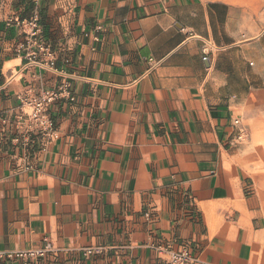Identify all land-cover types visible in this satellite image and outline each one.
<instances>
[{
    "label": "crops",
    "instance_id": "crops-1",
    "mask_svg": "<svg viewBox=\"0 0 264 264\" xmlns=\"http://www.w3.org/2000/svg\"><path fill=\"white\" fill-rule=\"evenodd\" d=\"M33 15L51 59L27 42ZM64 81L53 138L24 146L19 98ZM259 87L264 0H0V253L46 240L28 264H168L182 247L196 264H264L236 147Z\"/></svg>",
    "mask_w": 264,
    "mask_h": 264
},
{
    "label": "built area",
    "instance_id": "built-area-1",
    "mask_svg": "<svg viewBox=\"0 0 264 264\" xmlns=\"http://www.w3.org/2000/svg\"><path fill=\"white\" fill-rule=\"evenodd\" d=\"M22 25L29 28L27 36L28 44L34 45L38 53L43 54L46 58H52V52L50 47L43 41L39 40L41 33L39 27V18L37 15H33L30 20L22 21ZM215 47L207 40H202V52L209 54ZM28 56L33 57L34 52H29ZM160 62L148 60L147 72L153 71L158 67ZM61 99H71L70 84L67 81L62 82L53 90H45L38 94H24L19 98L20 107L25 109L26 112H22L20 120L26 124L21 134V140L24 146H28L32 142L31 135L36 134L41 136L43 140H50L54 136L52 122L49 117V108L57 101ZM235 126L239 127V121L234 122ZM243 132L238 130L237 140H241ZM44 247L33 250L19 251L13 254L0 253L1 260H19L22 264H28L33 260L43 259L45 255L50 251V245L45 240ZM102 253L101 248H84L82 254L84 257L98 256ZM168 264H196V260L191 256L189 250L185 247L176 251L168 252Z\"/></svg>",
    "mask_w": 264,
    "mask_h": 264
},
{
    "label": "rangeland",
    "instance_id": "rangeland-1",
    "mask_svg": "<svg viewBox=\"0 0 264 264\" xmlns=\"http://www.w3.org/2000/svg\"><path fill=\"white\" fill-rule=\"evenodd\" d=\"M246 99V98H245ZM245 115L241 140H237V149L247 159L250 176L258 193L264 216V88L259 87L246 99Z\"/></svg>",
    "mask_w": 264,
    "mask_h": 264
}]
</instances>
